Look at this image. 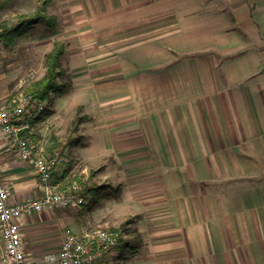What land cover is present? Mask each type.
<instances>
[{"label":"crops","instance_id":"0c3cea01","mask_svg":"<svg viewBox=\"0 0 264 264\" xmlns=\"http://www.w3.org/2000/svg\"><path fill=\"white\" fill-rule=\"evenodd\" d=\"M53 8L72 88L54 96L31 138L66 145L54 134L63 110L93 114L79 153L93 165L90 178L121 188L102 199L109 209L98 210L99 227L132 220L140 236L123 234L127 244L97 264H264V0H56ZM60 169L56 178L71 181ZM0 176L12 203L46 193L1 129ZM16 223L31 259L58 250L73 228L61 209ZM3 253L0 232V264Z\"/></svg>","mask_w":264,"mask_h":264},{"label":"built area","instance_id":"2783aa9c","mask_svg":"<svg viewBox=\"0 0 264 264\" xmlns=\"http://www.w3.org/2000/svg\"><path fill=\"white\" fill-rule=\"evenodd\" d=\"M46 110L41 100L22 95L14 103L0 101V129L11 140L21 160L26 162L46 192L43 197L21 202L10 201L9 184L0 176V232L4 244L2 264H97L113 255L120 246L122 234L102 227H88L67 234L60 248L31 259L24 248V233L16 223L52 209L66 210L85 202L83 182H57L55 172L64 161L60 153L48 152L31 136L33 124Z\"/></svg>","mask_w":264,"mask_h":264},{"label":"rangeland","instance_id":"374dc122","mask_svg":"<svg viewBox=\"0 0 264 264\" xmlns=\"http://www.w3.org/2000/svg\"><path fill=\"white\" fill-rule=\"evenodd\" d=\"M55 6L56 0L55 2L54 0H0V24L8 22L9 26L16 25L23 20L36 17L37 14L43 16H56L53 14V7ZM58 28L59 27L55 29V34ZM55 41L63 42L66 45L67 52L66 42L59 40L57 37L53 38V35H49V31L46 29L45 24L35 25L34 29H32L25 38L17 39L16 43L12 46H7L0 37V101L14 103L17 101L18 97L26 95V91L34 82L43 78L46 72L45 58L52 50ZM58 81L62 83L64 82V78L58 77ZM54 96L58 95L54 92L50 93V102L41 100L46 105V110L41 114V116H46L42 120L49 119L51 116L52 106L55 100ZM59 121V129L56 130L54 134L62 136L66 145H62L58 142L60 146L55 149L49 148L53 144L51 137H49V139H38L36 142H38L39 145H43L48 152L60 153L61 157L63 159L65 158L60 166L64 171L67 170L69 173L71 172L69 174L70 176H68L70 179L67 178L71 180L69 181L70 183L76 182L77 178L81 176V179L84 178V176L89 178L86 187L96 183L95 181L99 182V174H95L90 178L93 165H90L91 167L88 166L79 153V148L88 146L89 140L92 137L91 133L95 128L93 114L86 115L84 111L81 112L78 107L72 111L65 108ZM37 122L38 120L36 123ZM62 125H64L65 130L60 127ZM46 126L50 127L52 125L47 123ZM48 136L51 135L48 133ZM53 136L56 137L55 135ZM60 136L58 138H60ZM75 136L76 138L73 139ZM74 147L78 148V152L73 150ZM61 148L69 149V153L66 154L65 150L62 151ZM58 177L59 178H56L57 182H68L62 180L60 176ZM100 182L101 185L106 184L111 186L112 184L111 181H103L102 179ZM84 191L86 190L84 189ZM84 194L85 202L81 207L75 206L62 210L72 217L73 222V228L67 227L66 232H71V229L78 230L85 227H99L105 223L104 221L98 220V217H102L101 214L98 215V210L103 208V210L107 209L108 212L109 206H102V199L92 204V195L86 192H84ZM108 226H110L111 229H118L122 235L124 234L125 239L128 238L127 236L129 235L136 236V230L131 223L126 225V227L122 225L114 226L112 224Z\"/></svg>","mask_w":264,"mask_h":264},{"label":"trees","instance_id":"16d2710c","mask_svg":"<svg viewBox=\"0 0 264 264\" xmlns=\"http://www.w3.org/2000/svg\"><path fill=\"white\" fill-rule=\"evenodd\" d=\"M38 24H45L46 29L49 31V35H54L55 29L59 25V19L56 16H43L37 14L34 18L23 20L21 23L12 26H9L8 22H3L0 24V37L7 46H12L16 43L17 39L25 38L32 31V29H34L35 25ZM65 55L66 45L63 42L55 41L52 50L46 55L45 58V75L40 80L34 82L30 88H28L25 96L30 97L32 100L50 102V93L52 92L59 96L69 93L72 88V81L70 78H66L67 73L63 68L62 62ZM58 77L64 78V82L60 83L58 81ZM45 116L46 115H42L39 121ZM94 175L95 172H92V176ZM78 181H81V179L79 178ZM85 190L86 193L92 195L93 204L95 202H99L101 199L118 196L121 188H112L110 185H98L94 183L90 186H87ZM130 223H132V220H128L122 224V226L126 227V225ZM116 231L119 232V230ZM135 240L138 242L140 240V236H135ZM125 244H127V241L125 242L123 238H120V246Z\"/></svg>","mask_w":264,"mask_h":264}]
</instances>
